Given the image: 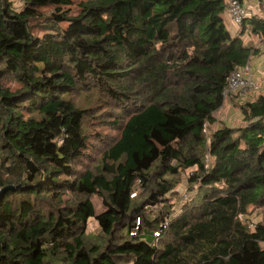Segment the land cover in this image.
I'll return each mask as SVG.
<instances>
[{"label": "trees", "instance_id": "1", "mask_svg": "<svg viewBox=\"0 0 264 264\" xmlns=\"http://www.w3.org/2000/svg\"><path fill=\"white\" fill-rule=\"evenodd\" d=\"M225 16L227 0H0V79L21 85L0 87V264H264L245 217L264 207V94L205 133L229 76L264 56L245 36L264 39V16L234 33ZM87 91L117 111L96 173L80 168ZM186 170L197 195L160 228ZM91 217L104 244L85 240Z\"/></svg>", "mask_w": 264, "mask_h": 264}, {"label": "rangeland", "instance_id": "2", "mask_svg": "<svg viewBox=\"0 0 264 264\" xmlns=\"http://www.w3.org/2000/svg\"><path fill=\"white\" fill-rule=\"evenodd\" d=\"M20 5L21 3L19 4L15 3L16 7ZM247 5L246 8L248 9V11H250L251 14L253 13L252 11H254V13L256 14L262 13V9L258 4L256 7H253L252 9L249 6L253 5V3ZM48 10H49L48 8H43L42 12L47 13ZM42 25L43 24L41 22H36L35 24L36 34L42 33L39 31ZM247 36L248 38L245 39L251 45H256V46L264 45V39L260 38V36H256L254 34H249ZM259 57L260 56H257V58ZM253 62L255 63L256 61L254 60V57L252 58L251 56V58L249 59V61H247V63L252 66ZM256 64H258V68L262 70V72L256 71V75L259 80L258 74L261 73L262 75H264V58ZM259 85H261V87H259V90H256V92H249L244 95L235 92L233 94H229L228 96H226L222 106L213 113L214 122L206 125L207 127L205 132L206 135H209V133L218 126L228 125L230 127H235V126L243 125L245 121L243 119L240 106L246 101L253 100V98L255 99L259 94H264V82L262 80L261 81L259 80ZM20 86H21L20 82L13 79L12 77L6 76L0 79V87L4 89H8L9 91L13 92L16 89H18ZM74 101L79 107L85 109L86 116L83 121L84 122L83 129L86 135L89 137L88 143L91 146V148L87 151V155L83 158V161L81 162L82 165L80 168L82 171L90 170L94 173L100 172L103 163L102 155L106 148L104 142L108 138H113V137L116 138L119 134V130L111 124V121L114 116L112 114V111L115 112L117 111L114 110L113 106L112 105L110 106L109 103L106 104L103 101L101 95H99L97 92L94 91L83 92L82 94L77 95ZM98 135L100 136L99 138H97ZM190 172L191 170L183 171L179 175V178H177L179 183L174 188V191L177 190V193L175 195H172L170 198L168 197V202L170 203L169 204L170 212L168 213V216L165 218V220L162 222L169 223L171 219H175L184 210L188 209L193 199L197 195L198 185L194 184V187L191 186L190 188V186H188L187 183V177L190 174ZM136 192L138 195L142 193L141 188L137 187ZM77 197L78 195L76 194H70L69 198L63 197L60 206L62 207L65 204L72 205L75 201V198ZM90 200L92 201L96 214L104 209L102 199L97 194L92 195L90 197ZM56 204L58 203H54L51 206V208L55 212H57L58 209V206H56ZM160 208L161 206H159L156 210H154L152 216H156L155 212H157ZM245 217L250 225H252L255 222H261L262 224H264V207L249 208V214ZM115 235H120L121 238L122 237L124 238V232L120 231V229H117ZM85 236H86L85 240L91 243L104 244L107 239V236L103 234V232H101L98 223L94 217L89 218L86 223Z\"/></svg>", "mask_w": 264, "mask_h": 264}, {"label": "built area", "instance_id": "3", "mask_svg": "<svg viewBox=\"0 0 264 264\" xmlns=\"http://www.w3.org/2000/svg\"><path fill=\"white\" fill-rule=\"evenodd\" d=\"M18 2H23V0H17ZM261 9V15L264 16V0H260L258 4ZM251 14L250 11L246 8L243 0H227V15L236 27H239L243 18ZM259 80L256 75V71L253 70L252 66L246 63L242 68L235 70L228 78L227 88L224 91V94L228 93H240L242 95L249 92H256L259 90ZM167 223H160V228H165ZM159 227L156 229L153 234L157 238L159 236ZM135 234V232H130V235Z\"/></svg>", "mask_w": 264, "mask_h": 264}, {"label": "crops", "instance_id": "4", "mask_svg": "<svg viewBox=\"0 0 264 264\" xmlns=\"http://www.w3.org/2000/svg\"><path fill=\"white\" fill-rule=\"evenodd\" d=\"M12 1L14 2V3H13L14 5H15V3H18V4L21 3V2H18L17 0H12ZM243 2H244V4H246V5H247V4H251V3H253V5L249 6L251 9H252L253 7H256L257 4H259V0H243ZM247 2H249V3H247ZM247 6H248V5H247ZM252 12L254 13V11H252ZM225 23H226L227 28H228V30L230 31V33H234V31L236 30V29H235L236 25H234L233 23H231V21H230L228 15L226 16ZM245 36H247V35H245ZM247 38H248V36H247ZM263 58H264L263 55H261L259 58H257V55L254 56V60H255L256 62H255V63L253 62V64H254L253 68H254L255 71L262 72V70H260V69L258 68V64H256V63L260 62Z\"/></svg>", "mask_w": 264, "mask_h": 264}, {"label": "water", "instance_id": "5", "mask_svg": "<svg viewBox=\"0 0 264 264\" xmlns=\"http://www.w3.org/2000/svg\"><path fill=\"white\" fill-rule=\"evenodd\" d=\"M11 187V186H10ZM1 192V191H0Z\"/></svg>", "mask_w": 264, "mask_h": 264}, {"label": "clouds", "instance_id": "6", "mask_svg": "<svg viewBox=\"0 0 264 264\" xmlns=\"http://www.w3.org/2000/svg\"><path fill=\"white\" fill-rule=\"evenodd\" d=\"M260 1V0H259Z\"/></svg>", "mask_w": 264, "mask_h": 264}]
</instances>
